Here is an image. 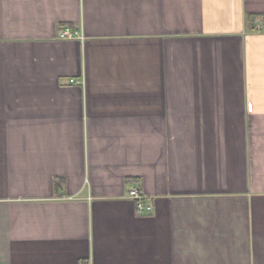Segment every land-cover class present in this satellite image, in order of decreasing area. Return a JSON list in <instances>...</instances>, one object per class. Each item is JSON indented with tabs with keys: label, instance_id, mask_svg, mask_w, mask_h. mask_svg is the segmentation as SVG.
Wrapping results in <instances>:
<instances>
[{
	"label": "crops",
	"instance_id": "crops-1",
	"mask_svg": "<svg viewBox=\"0 0 264 264\" xmlns=\"http://www.w3.org/2000/svg\"><path fill=\"white\" fill-rule=\"evenodd\" d=\"M0 264H264V0H0Z\"/></svg>",
	"mask_w": 264,
	"mask_h": 264
},
{
	"label": "built area",
	"instance_id": "built-area-1",
	"mask_svg": "<svg viewBox=\"0 0 264 264\" xmlns=\"http://www.w3.org/2000/svg\"><path fill=\"white\" fill-rule=\"evenodd\" d=\"M75 34L76 32L68 27H65L60 31V37L62 38H71ZM129 196L135 200L136 207L139 213L146 214L153 211V204L147 201V196L139 189V187L130 189Z\"/></svg>",
	"mask_w": 264,
	"mask_h": 264
}]
</instances>
